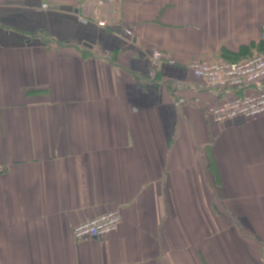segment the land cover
<instances>
[{
  "label": "crops",
  "instance_id": "obj_1",
  "mask_svg": "<svg viewBox=\"0 0 264 264\" xmlns=\"http://www.w3.org/2000/svg\"><path fill=\"white\" fill-rule=\"evenodd\" d=\"M263 25L264 0H0V264H264V115L207 113L256 87L190 70L264 54Z\"/></svg>",
  "mask_w": 264,
  "mask_h": 264
},
{
  "label": "built area",
  "instance_id": "obj_2",
  "mask_svg": "<svg viewBox=\"0 0 264 264\" xmlns=\"http://www.w3.org/2000/svg\"><path fill=\"white\" fill-rule=\"evenodd\" d=\"M47 7V4L43 5ZM104 23H100L103 25ZM264 39V25L262 27ZM168 55L155 50L151 65L156 68ZM192 74L203 79L212 89L237 91L255 86L252 92L234 95L219 105H211L207 113L216 122H227L238 117L254 119L264 115V88L258 86L264 81V54H256L239 61H195L191 63ZM122 223L119 210H110L74 226L73 236L81 241L87 238H101L118 231Z\"/></svg>",
  "mask_w": 264,
  "mask_h": 264
}]
</instances>
